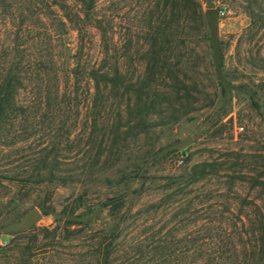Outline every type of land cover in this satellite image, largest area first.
<instances>
[{"label": "rangeland", "instance_id": "rangeland-1", "mask_svg": "<svg viewBox=\"0 0 264 264\" xmlns=\"http://www.w3.org/2000/svg\"><path fill=\"white\" fill-rule=\"evenodd\" d=\"M57 1L63 6L61 14L73 20L66 29L54 30L58 62L64 65L77 62L78 49L83 46L82 61L104 63L111 68L120 66L139 81L146 70L145 52L150 45L151 27L170 14L163 3L157 7L158 0H96L89 11L84 0ZM198 1L202 4L203 17L197 20L192 39L176 43L163 59L168 69L194 90L199 101L194 110L174 122L169 121L170 113L150 117L146 122L136 115L133 129L128 128L125 120L118 152L109 156L106 153V160H110L106 170L85 181L41 186L0 181V228L20 221L33 208L40 211L52 208L54 212L71 208L77 216H87L97 206L121 199L124 202L121 215L113 217L114 220L110 209L102 207L93 221L95 224L88 228H106L111 232L119 225L118 257L124 259L117 264H136L137 237H154V242L170 241L165 257L161 260L157 257V261L148 264H186L185 254L191 248L189 239L209 237L249 243L260 238L264 218V62H261L264 28L259 31L252 28V20L244 11V0ZM8 5V11L0 9L3 57L5 48L13 44L16 25L24 22L27 15L32 17V25L42 27L37 20L38 5L34 9L29 7V0H9ZM216 7L231 11L229 16L221 17L219 34L222 71L236 87L226 101L223 84L216 74L207 15L208 9ZM38 32V28L30 34L25 32L20 41L23 47ZM169 70L163 76L170 91L176 83L168 75ZM158 80L153 86L160 89L163 81ZM48 114L43 110L28 115L29 121L24 125H37L39 147L34 149L36 144H33V149L28 147L22 155L40 151L55 138L62 142L60 156L66 158L64 168L75 169V157L78 152V160L84 157L87 151L84 150L90 144L88 135L95 127V119L98 122L93 131L113 137L111 122L116 114L111 110L96 115L94 110L84 107L80 113ZM238 127L244 131L238 133ZM188 136L194 138L193 144L161 156L169 146ZM73 141L77 143L72 144ZM203 170L209 174L206 178L198 181L192 177L194 171ZM53 213L44 216L35 227L63 226ZM206 221L214 226L227 223L233 231L206 232L203 224ZM72 228L82 233L86 229L76 225ZM8 238L9 235L0 234V245L6 246ZM83 242L66 243L65 247L70 248L61 251L64 261L55 262L83 264L77 253L85 245ZM194 252L199 254L194 249L190 253ZM150 257L155 258L149 256L147 261H151Z\"/></svg>", "mask_w": 264, "mask_h": 264}, {"label": "trees", "instance_id": "trees-1", "mask_svg": "<svg viewBox=\"0 0 264 264\" xmlns=\"http://www.w3.org/2000/svg\"><path fill=\"white\" fill-rule=\"evenodd\" d=\"M29 2V7L33 9L39 6L37 20L42 27L32 25V17L27 15L24 22L16 25L13 44L5 48L4 57L0 54L4 59L0 58V181L28 186L48 183L66 185L85 181L106 170L110 162L105 158L106 153L109 156L118 152L121 128L125 120L128 128L133 129L136 128V115L146 122L150 117H162L170 113L172 116L169 121L174 122L188 115L198 104L194 90L173 74L174 71L169 70V65L163 61L166 58L165 52H172L176 43L192 39L197 20L203 17L202 4L198 0H158L157 7L163 3L170 14L165 15L164 19L160 18L156 27H151L150 45L145 52L146 70L138 82L136 77L120 66L111 68L104 63L82 61L85 50L83 46L78 49L80 58L77 62L67 65L58 62L55 59L54 43L57 34L54 30L66 29L73 20L61 14L63 6L60 1ZM95 3L96 0L83 1L89 11L94 8ZM8 4L9 0H0V9L8 11ZM243 5L244 11L252 20V28L258 31L264 28V0H244ZM35 28L39 29L38 34L27 47H23L24 44L20 41L25 37V32L33 33ZM169 46L171 47L168 48ZM221 60L223 62V56ZM167 70L176 83L171 86L170 91L166 88V76H163ZM159 78L163 81V86L160 89L154 88L153 84ZM84 107L92 112L94 110L96 115L111 110L116 118L113 122H108L112 124L111 139L110 136L93 131L98 122L95 119V127L88 135L92 149L85 147L84 151H87L79 160L78 152L75 169L64 168L66 158L60 156L63 152L62 142L55 138L45 148L30 156L21 154L28 147L33 149L32 145L37 142V125H24L29 121L28 115H36L43 110L54 115L71 111L80 113ZM74 143L77 142L73 141L72 144ZM38 147L36 144L34 149ZM208 175L205 170L194 171L192 177L199 181ZM101 205L110 209L112 218H117L122 213L124 202L121 199H111ZM42 212L44 216H48L54 210L44 208ZM61 213L76 215L75 209L71 208H66ZM56 220L63 226L34 227L27 233L9 235L5 239L6 246L0 245V264H60L55 260L64 261L61 251L70 248L65 247V244L76 241H84L85 244L77 252L83 264H117L124 259L118 257L119 225L108 232L106 228L88 229L95 222L64 218ZM262 222L260 238L249 243L244 240H217L209 237L187 240L191 248L185 254L186 264H264V218ZM203 224L206 232L233 231L227 223L214 226L212 222L206 221ZM75 225L86 228L85 233L73 229ZM169 243V240L154 242V237H137L136 264H148L159 258L161 260L166 255ZM192 249L199 251V254L190 253ZM77 253L73 252L72 255L76 256ZM149 256L155 257L154 260L150 257L151 261H147Z\"/></svg>", "mask_w": 264, "mask_h": 264}, {"label": "water", "instance_id": "water-1", "mask_svg": "<svg viewBox=\"0 0 264 264\" xmlns=\"http://www.w3.org/2000/svg\"><path fill=\"white\" fill-rule=\"evenodd\" d=\"M209 18L210 31L212 36V44L214 49V62L216 74L219 81L223 84L225 101L228 98L229 93L232 90H236V87L230 83V81L224 76L222 71V50L220 42V20H221V8H211L207 10ZM194 138L188 136L183 141L169 146L161 156L166 155L176 150H182L193 144ZM102 206H97L96 210L88 216H77L70 214H63L61 212H54L53 216L57 218L70 219L78 222H93L101 213ZM44 219V214L38 208L31 209L20 221L12 222L6 226L0 228V234L13 235L22 234L31 231L38 223Z\"/></svg>", "mask_w": 264, "mask_h": 264}, {"label": "built area", "instance_id": "built-area-1", "mask_svg": "<svg viewBox=\"0 0 264 264\" xmlns=\"http://www.w3.org/2000/svg\"><path fill=\"white\" fill-rule=\"evenodd\" d=\"M230 14H231L230 10H226V9L221 8V17H226V16H229ZM236 131L238 133H241V132L244 131V128L243 127H238V128H236ZM180 162H183V159Z\"/></svg>", "mask_w": 264, "mask_h": 264}]
</instances>
